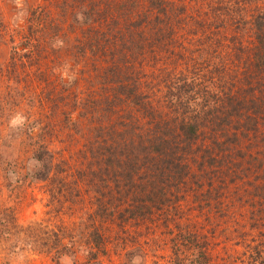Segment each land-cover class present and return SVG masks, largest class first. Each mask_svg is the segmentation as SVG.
Masks as SVG:
<instances>
[{
  "label": "trees",
  "instance_id": "1",
  "mask_svg": "<svg viewBox=\"0 0 264 264\" xmlns=\"http://www.w3.org/2000/svg\"><path fill=\"white\" fill-rule=\"evenodd\" d=\"M46 1L31 8L27 32L13 45L9 59L0 61V78H5L7 70L18 72V76L32 70L37 73L32 81H39L38 86H20L18 90L11 88L13 94L6 93L12 102L28 101L31 115H0L1 129L12 128L26 142L36 140L29 159L34 165H28L25 179L41 182L59 178L76 192L71 191L74 200L85 187L93 195L97 216L113 222L117 217L147 222L186 197L184 185L195 173L193 166L199 158L202 166L208 158L211 164L219 157L214 154L218 149L232 150L242 143L241 135L258 134L264 119V0H206L213 20L204 12L199 19L201 8L189 9L174 0H61L58 8L66 13L72 9L70 27L85 33L81 44L72 46L66 45L68 38L55 22L50 0ZM234 5L242 13L240 21L225 19ZM249 7L253 8L250 12ZM196 23L203 29L201 37L206 33V43L215 51L222 43L216 36L228 30L224 33L232 34L230 41L237 43L233 48L237 55L241 53L244 74H250L241 78L239 87L235 80L221 75L227 69L225 64L214 61L207 75L210 85L181 75L170 98L169 107L174 112L160 114L163 105L153 104L151 97H159L157 85L161 87L163 82L148 80L139 67L162 61V54H179L184 60L194 55L196 59L200 46H188L183 39L199 33L193 27ZM248 29L254 35L251 44L244 42ZM70 48L74 58L69 61L61 53ZM90 55L96 59L97 70L102 69L98 62L107 68L96 75L94 89H88L82 98L77 77L69 75L67 81L59 73L71 61L80 64ZM166 61L169 66L177 63ZM211 63L204 60V66L194 72H204ZM52 70L55 79L49 78ZM163 70L156 71L157 79L163 77ZM170 78L166 74L164 82ZM219 86L222 89L216 90ZM98 94L103 96L96 97ZM80 116L88 122V130L80 128ZM62 129L68 130L67 147L63 146L65 137L58 139ZM204 140L209 142L200 157L195 145L204 144ZM262 191L264 194V188ZM88 233V256L107 253L110 237L104 236L102 228L91 226ZM192 239L197 241L198 236ZM182 240L180 247L187 248Z\"/></svg>",
  "mask_w": 264,
  "mask_h": 264
},
{
  "label": "rangeland",
  "instance_id": "2",
  "mask_svg": "<svg viewBox=\"0 0 264 264\" xmlns=\"http://www.w3.org/2000/svg\"><path fill=\"white\" fill-rule=\"evenodd\" d=\"M174 1L189 9L194 6L196 11L201 8V13L196 12L199 19L202 12L207 19L209 16L210 20L214 18L213 11L207 5L209 0ZM60 2L50 0V5L57 17L55 22L68 38L66 45L81 44L85 33L70 27L72 9L64 12L57 7ZM45 3L46 0H0V61L9 59L13 45L18 44L27 32L31 8ZM252 9L249 7V12ZM229 10L232 14L226 12V20L243 19L238 5ZM193 27L199 29V33L187 34L183 39L188 46H200L201 51L196 53V59L194 55H186L187 59L184 60L179 54H162V61L147 62L139 67L148 80L163 82L161 87L159 83L157 85L159 97H151L153 104L159 102V105H163L160 114L174 112L169 107L170 98L177 90L181 75L196 77L197 82L204 80L203 84H209L206 83L209 81L207 75L214 61L225 64L227 69L221 75L235 80L239 87L241 78L245 79L250 74V71L244 74L245 67L239 61L241 53L237 55L238 51L233 48L237 43L230 41L232 34L224 33L228 30L224 29L223 34L216 36L222 43L215 51L207 45L206 33L201 37L203 29L200 25L196 23ZM211 30L216 29L211 26ZM234 30L237 32V29ZM253 38L252 30L248 29L245 44H251ZM226 52H230V55H226ZM73 54L70 48V51L64 50L61 57L70 61L74 58ZM91 57H85L80 64L71 61L64 69L67 76L64 72L59 73L67 81H70L69 75L77 77L76 86H79L82 98L84 92L94 89L92 82L97 80L96 75L104 73L103 68H107L98 62V67L102 69L97 70L96 59ZM166 60L177 63L169 66ZM204 60L211 63L210 66L204 72L195 73L204 66ZM163 67V77L157 79L156 71L161 72ZM53 71L49 73L50 79H55ZM251 73L254 75V71ZM35 74L32 70H26L22 76H18V72L7 70L5 78H0V104L4 106L0 107L1 116L16 118L18 115H31L28 101L12 102L6 93L10 91L13 94L11 88L18 90L20 86H38L39 81H32ZM166 74L171 77L168 83L164 82ZM219 87L216 90L222 89ZM18 97L17 100L20 99ZM79 113L80 110H77L76 114ZM79 121L80 128L88 130V122L83 116L79 117ZM261 122L258 134L241 135L242 143L230 149L231 152L218 149L214 154L219 157L211 164L207 162L208 158L202 166L199 158V163L193 166L195 173L184 185L186 197L159 211L147 222L133 217L128 221L117 217L113 222L100 214L97 216L93 195L85 187L74 200L75 196L71 198L73 190L59 178L41 182L28 177L25 179L28 165H34L29 159L33 154L32 146L37 145L36 140L26 142L12 128L0 127V162H3V165L0 164V264H129L136 257H140L141 264H264V119ZM67 134L68 130L62 129L58 137H65L64 147H67ZM208 142L204 140V144L199 142L195 145L200 157ZM249 174L252 175L249 177ZM91 226L102 228L104 236L110 237L107 253H101L97 258L89 257L86 249ZM184 234H190L192 238L198 236V240L187 239ZM182 239L187 243V248L180 247L184 244Z\"/></svg>",
  "mask_w": 264,
  "mask_h": 264
},
{
  "label": "clouds",
  "instance_id": "3",
  "mask_svg": "<svg viewBox=\"0 0 264 264\" xmlns=\"http://www.w3.org/2000/svg\"><path fill=\"white\" fill-rule=\"evenodd\" d=\"M133 264H140V257H136L133 261Z\"/></svg>",
  "mask_w": 264,
  "mask_h": 264
}]
</instances>
